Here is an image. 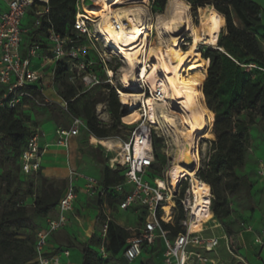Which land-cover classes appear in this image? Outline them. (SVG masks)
<instances>
[{"label": "trees", "instance_id": "obj_1", "mask_svg": "<svg viewBox=\"0 0 264 264\" xmlns=\"http://www.w3.org/2000/svg\"><path fill=\"white\" fill-rule=\"evenodd\" d=\"M185 1L195 9L202 6L214 7L225 19V27L221 31L222 37L216 46L218 49L208 48L206 53L202 54L208 62V68L204 83L202 79L201 91L213 122L212 130L207 136L210 146L198 173V177L211 186L214 195L210 216L215 217L225 231L223 219L230 214L225 194L238 190L244 184H248V190L251 189L248 178L239 177L237 171L247 164L251 128L255 125L258 116L264 120V52L255 35V31L262 26V11L255 0ZM158 2L163 7L164 0H158ZM49 4L50 21L43 20L41 27L37 30L33 29L31 20L22 24L23 29L27 31L22 37L24 45L30 41L42 43L45 46L44 39L51 31L62 36H68L71 34L70 30L73 31L77 0H49ZM250 65L257 68L261 76L259 80H255L253 75L245 69ZM228 70L231 73L230 100L224 103L223 110L214 111L212 101L221 95L224 87L223 80ZM67 72L68 69L58 62L54 76L55 82L62 88L59 94L68 106L69 112L82 119L87 132L98 140H105L114 132L116 135L119 134L123 115L116 92L105 84L104 88L108 90L106 96L92 99V102L87 101L79 108L77 103L86 98L87 93L67 83ZM28 91L36 99L39 98L42 102L45 100V97L34 87H29ZM30 102L32 101L24 99L15 109L0 108V135L8 140L14 156L19 157V172L22 179L38 176L43 180L42 187L35 191L33 184L27 189H22L18 180H10V171L0 174V264H37L35 230L52 216L68 184L66 179L62 180L59 185L56 181L49 182L42 175V171L27 176L21 171V154L28 133L26 124L30 123L31 119L29 115L21 117L19 110L27 108ZM104 102H107L113 119L111 126L101 125L95 112V106ZM159 142L160 140L154 136V150H157ZM92 156L103 165V172L98 177L103 187H113L124 182L123 170L110 169L96 149L92 150ZM156 158H158L157 154L155 162ZM1 162L0 169H2ZM148 177L150 178L148 181H154L152 178L156 179L155 175ZM129 192L131 188H126L122 195H110L108 197L109 207L120 204ZM27 198L33 202L30 207L21 205ZM98 203L100 205V200ZM146 215V211L143 210L138 219L139 225L145 221ZM33 218H38L40 222L29 232L27 226L32 223ZM183 218V211L178 203L173 222L164 225V229L172 236L177 235L181 232L180 223ZM104 220L105 217L100 211L96 215L97 225L101 227ZM225 233L228 238L232 237L229 230ZM54 236V242L58 246L77 248L80 251L81 264H114L115 262L128 264L123 257V252L130 235L125 228L113 222L110 224L108 245H105L108 254L106 257L100 252L103 243L97 233L82 245L71 241L64 231L56 232ZM151 254L152 259H149L148 264H155L154 253Z\"/></svg>", "mask_w": 264, "mask_h": 264}, {"label": "built area", "instance_id": "obj_2", "mask_svg": "<svg viewBox=\"0 0 264 264\" xmlns=\"http://www.w3.org/2000/svg\"><path fill=\"white\" fill-rule=\"evenodd\" d=\"M85 1L77 0L73 24L74 34L62 36L51 31L44 39L45 46H43L38 42L23 44L22 37L27 31L23 29L22 24L31 20L33 29L37 30L41 27L43 20L50 21L49 0H0V108L15 109L24 99L37 103L36 97L28 91L29 87H34L48 100L47 92L50 91L51 84L46 83L42 71L34 65V61L41 53H48L49 63L61 59H66L73 64L81 63L79 61L83 57L79 42L81 36L88 34L90 22L88 15L80 9V5H83ZM43 59L46 60V58ZM81 65L84 67L85 63ZM108 79L112 77L108 75ZM89 81L87 85H93V81L90 79ZM115 90L120 94L119 90L116 88ZM141 90L144 95L150 94L149 88L144 84ZM26 127L28 129L26 144L21 154V171L25 176L42 171L46 151V147L41 144L45 136L43 130L30 123H27ZM83 128H85L84 121L75 119L70 128L55 129V145L69 150L72 142L80 137ZM144 129L142 122L131 132L128 141L122 143L117 156L107 161L110 169L123 170L125 180L121 184L105 188L98 178L80 171L77 165H69L68 184L54 210L56 215L48 217L44 221V226L35 230L37 264H72L63 261L64 257H70V250L63 249L50 254L48 243L52 234L68 226L70 216L76 214L82 197L88 200H100V210L105 217L99 231L103 243L100 252L106 257L105 245H108L110 224L113 222L108 197L122 195L126 188H131V192L119 204V209L127 211L130 208L141 207L147 213L145 221L133 230L126 241L123 257L128 264H136L150 248L154 251L160 247L162 248V264H220L208 254L216 253L223 244L227 245V236L206 234L211 231V224L205 225L203 231L194 233L190 231L191 221L195 218L194 198L190 191L191 180L184 191L181 190L184 180L175 189L170 187L168 179H160L163 186L159 184L157 178L154 181L146 179L155 164V153L153 132L151 128ZM138 134L142 139L140 152L136 154L135 145ZM104 148L109 151L108 147ZM213 200L214 195L212 196L211 193L210 209ZM178 203L184 218L180 223L181 232L172 236L164 229V225L173 222ZM21 205L30 207L33 202L27 198ZM260 243L264 245L263 242L260 241Z\"/></svg>", "mask_w": 264, "mask_h": 264}, {"label": "rangeland", "instance_id": "obj_3", "mask_svg": "<svg viewBox=\"0 0 264 264\" xmlns=\"http://www.w3.org/2000/svg\"><path fill=\"white\" fill-rule=\"evenodd\" d=\"M169 1L170 0H164V5L163 7H161L158 0H147L146 3L149 6L151 14L154 13L152 17L155 18L158 14L167 15V6ZM255 2L259 5L262 11V26L255 31V35L258 39L262 52H264V0H255ZM93 4L94 2L92 0H86L83 5H80V9L83 13L86 14L84 8L89 7ZM191 15L197 32L199 34H202L204 32V28L199 18V9H195L192 6ZM222 19L223 30V28L225 27V19L223 16ZM24 22H26V20ZM150 24L153 25V18L152 23L150 22ZM237 24L240 26V23L238 21ZM88 27V34L81 36L79 42V46L82 48L83 57V59H81L79 62L85 63L84 67L81 65V63L76 62L75 64H73L66 59H61L56 62L49 63L47 58H49L50 56L47 52L41 53L38 58H36V68L42 71V75H44L46 83L51 84V89L47 94L48 100L45 99L42 102L39 98H37V103L30 102L27 108H21L19 110L21 117L29 115L31 119L30 124L34 127H39L45 132H50L58 128H70L75 119H80L69 112L68 106H66L65 101L60 97L59 92L62 90V88H60L59 84L55 82L54 77L58 62H61L68 69L66 80L67 83L73 85L76 88H79L80 91H84L87 93L86 98L77 103V107L81 108L82 105L87 101L92 102V99H96L100 96H106L108 94V90L104 88V85L108 84L110 88L113 89L117 94L120 110L123 117L136 112L126 111L123 109L124 107L121 103V96L115 90L116 88L120 92L125 91V89L119 82V72L123 67L121 58H119L118 55L115 56L110 48H106L103 40L95 35L94 24L92 22H89ZM69 33H71L70 35L74 34L72 30H70ZM186 37L188 39H186L181 45V48L184 50H186L188 48V45L191 43L189 37ZM220 37H222V35ZM29 42L30 41H27L26 43ZM208 48H213L215 50L218 49L216 46L202 47L201 52L203 55L206 53ZM43 58H46V60ZM245 69L248 73H251L253 75V78L255 80H259L261 78L257 68L253 65L246 66ZM108 72H113L114 77L112 79H108ZM206 72L207 65L201 66L198 73L192 79L201 82L203 79L204 83V80L207 76ZM230 76L231 73L228 70L223 80L224 87L222 89L221 95L217 99H214L212 101V109L214 111L223 110L224 103L230 100ZM89 79L93 81V85H87V83L90 82ZM128 91L133 93L136 92L139 94L141 92L140 89L138 90V92L131 89ZM95 112L101 125L111 126L113 124V119L109 112L107 102L97 104L95 106ZM170 112L171 118L175 125L173 130L178 136V139L176 140L178 142L180 141V145H184L182 139L184 127L179 112L175 108H173ZM120 123L121 127L119 128V134L116 135L114 132L109 138L105 139V141H114L115 143H118V146L111 150L107 148L109 151L105 150V146L100 143L101 140L96 139L92 134L87 132L85 128L82 129V137L80 139L78 148V155L80 157V159L78 160V165L84 171L89 172V175L98 178L99 174H102L103 172V165L101 164V162L93 158L92 150H98L101 153V158L107 165V161L117 156L122 143L128 141L131 132L142 122L136 125H127L124 124L121 119ZM151 130L153 132V137L155 136L160 140V142L157 146V150H154L155 155H158V158H156L155 167L149 171L146 179H150L148 177L149 175H155L157 179L162 178L166 180L169 178V180L171 181L169 172L172 170V167L174 165V154L177 150L181 151V147H178L179 143H175L173 139L168 138L167 132L160 131L156 128H151ZM250 134L251 141L247 164L244 168L237 171V175L239 177L246 176L251 185V189L248 190V184H244L238 190L225 194L230 214L229 216L225 217L223 221L225 223V231L229 230L232 234L231 238L227 237L229 246L231 245L230 248L232 254L241 256L247 264H256V261H258V264H264V255L262 254L264 249L263 244L260 243V245L256 246L253 240L252 242L244 245L238 240V236L252 233L254 234L255 239L257 238L256 236H259L260 241L264 243V236L261 235L262 231L264 230V175L262 174L264 173V120H262L261 117H257L256 123L251 128ZM209 144L210 140H207V136L200 142L198 154L201 159V165L202 161L205 160L206 153L210 146ZM180 159L181 162L184 161L183 152L180 153ZM0 161H2V169H0V174L4 173V171H10V180H18V183L21 184L22 189H27L32 184L33 190L35 191L42 187L43 180H41V178L38 176L25 177L24 179H22V176L19 172V157L16 158L14 156V153L10 150L8 140L5 139L2 135H0ZM48 173V171H45L44 173H42V175L46 179H48L49 182L56 181L57 185H59V183L65 179L62 175L54 176ZM152 179L154 180V178ZM188 185L189 178L186 177L183 181L181 190H183L184 188L185 191ZM211 193L213 196L212 190ZM142 212L143 209L141 207L130 208L129 210L124 211L119 209V204L110 206V216L113 223L126 227L129 235L133 233V230L136 227L140 226L138 223V219L141 217ZM39 222L40 221L38 218H33L32 223L28 224L27 226V231L30 232L39 224ZM214 223L217 224L216 218L210 216L207 221L201 223L200 225H197L195 231H203L206 227L205 225L208 224H212V229H214ZM98 228L99 225L95 226V232L98 230ZM79 244L82 245L83 243L80 242ZM149 250L150 252H152L151 248ZM153 253L154 263L162 264V248L160 247L159 249L154 250ZM150 258L152 259V254L147 255L145 253L142 256L140 262L137 264H148ZM225 258L228 261V264H237V261L235 260V258H233L232 255L228 254L225 256ZM114 264L121 263L115 262Z\"/></svg>", "mask_w": 264, "mask_h": 264}, {"label": "bare ground", "instance_id": "obj_4", "mask_svg": "<svg viewBox=\"0 0 264 264\" xmlns=\"http://www.w3.org/2000/svg\"><path fill=\"white\" fill-rule=\"evenodd\" d=\"M92 1L94 4L84 9L94 24L95 35L123 62L119 72V82L125 89L120 92L123 109L136 111L123 117V123L136 125L144 121L145 129L167 132L168 138L181 147V151H175L174 165L169 172L171 181L168 180L170 187L175 189L186 177L191 180L195 218L191 221L190 231L194 233L196 226L211 215V186L198 177L201 168L198 151L200 142L212 130L213 120L204 103L202 82L192 78L201 66L208 68L201 48L218 45L222 15L211 6L199 8L204 28L199 34L191 15L192 5L185 0H170L167 15L158 14L155 18L147 0ZM152 18L153 25L150 24ZM186 36L191 43L184 50L181 45L188 39ZM108 74L114 77L113 72ZM142 84L149 88L150 94H142ZM130 89L141 92H129ZM173 108L179 112L184 127L181 132L184 145L176 140L178 136L173 130L175 125L170 114ZM141 139L138 134L136 154L140 152ZM100 143L109 150L118 146L114 141L101 140ZM182 152L183 162L180 159ZM158 182L163 186L162 180L158 179Z\"/></svg>", "mask_w": 264, "mask_h": 264}, {"label": "crops", "instance_id": "obj_5", "mask_svg": "<svg viewBox=\"0 0 264 264\" xmlns=\"http://www.w3.org/2000/svg\"><path fill=\"white\" fill-rule=\"evenodd\" d=\"M34 65H35V61H34ZM43 132L45 133V136L41 140V144L42 146L46 147V151L43 157L42 173L48 171L49 172L48 174L54 176L62 175L68 181L70 164L77 165L80 171L86 172L78 165V160L80 159L78 155L79 153L78 148L82 135H80V138H77L72 142L71 148L69 150H66L57 147L55 145L54 130L50 132H45V131ZM100 211L101 210L98 200H94V199L88 200L85 197H82L78 205L76 214L74 216H70V222L68 226L61 231L66 232L69 235L70 240L74 241L76 244H79L80 242L86 243L94 234L97 233L99 235L100 227L95 232V226H97L96 215H98ZM52 215L55 216L56 211H54ZM43 226L44 224L42 225V227ZM121 227L126 229V227L124 226ZM212 227L213 225L211 226V231H208L206 234L215 235L218 237H221L222 235H226L224 229L220 226L218 222L217 224L214 223V229H212ZM261 235L264 236V230L262 231ZM256 237L257 238L255 239L254 234L248 233L243 236H238V240L244 245L254 240V244L258 246L260 245V239L259 236ZM54 239L55 236L54 234H52L49 237V243H48V252L50 254H54L59 250L68 249L70 250V257L69 258L64 257L63 261L71 262L72 264L82 263V254L77 248H68L66 246L60 247L58 246L57 243L54 242ZM151 253L150 250H147L146 252L147 255ZM228 254L232 255L233 258H235L237 264H247L241 256L232 254L231 248L229 246V242L227 245L223 244L216 251V253L208 254V256L216 260L220 264H228L227 263L228 261L225 258V256ZM262 254L264 255V249ZM256 264H258V261H256Z\"/></svg>", "mask_w": 264, "mask_h": 264}]
</instances>
